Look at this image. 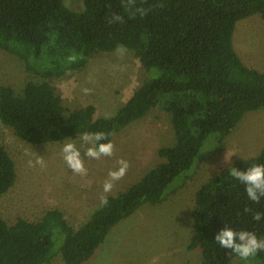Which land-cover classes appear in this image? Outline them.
<instances>
[{"label": "trees", "instance_id": "trees-1", "mask_svg": "<svg viewBox=\"0 0 264 264\" xmlns=\"http://www.w3.org/2000/svg\"><path fill=\"white\" fill-rule=\"evenodd\" d=\"M82 2V9L74 10L64 0H0V49L24 60L42 79L27 82L21 94L0 84V124L32 144L97 131L110 134L111 141L158 109L171 115L174 143L159 147L160 163L124 191L108 195V204L77 228L56 208L35 221L19 217L8 223L0 216V264H49L57 252L64 264L84 263L111 227L141 204L163 199L209 135H217L220 149L245 112L264 109V72L247 67L232 40L238 20L253 14L264 19V0H135L132 8L126 0ZM137 9L146 11L141 15ZM114 15L123 22L112 21ZM118 45L134 50L141 66L155 72L111 116L96 117L92 104L64 106L53 81L84 66L93 52H110ZM252 164H264V147L196 190L187 249L200 248L201 264H235L237 255L214 241L225 225L263 239L264 219L256 222L252 215L264 213V198L249 201L244 185L229 174L231 167L245 170ZM16 178L15 161L0 144V196ZM246 207L252 212L246 213ZM255 257L264 260V252Z\"/></svg>", "mask_w": 264, "mask_h": 264}, {"label": "rangeland", "instance_id": "rangeland-1", "mask_svg": "<svg viewBox=\"0 0 264 264\" xmlns=\"http://www.w3.org/2000/svg\"><path fill=\"white\" fill-rule=\"evenodd\" d=\"M64 3L74 10L83 7L82 0H64ZM232 40L242 62L264 72V19L253 14L238 20ZM126 49L123 54L117 48L93 52L84 66L55 79L53 84L62 104L72 109L92 104L96 117L113 115L155 72L143 68L135 51ZM41 80L24 60L0 49V84L9 85L16 94H21L27 82ZM84 88L91 89V93L84 94ZM80 136L32 144L20 140L11 128L0 124V144L14 159L17 170L14 185L0 196V216L4 220L13 223L21 217L35 221L47 210L56 208L77 228L101 205L102 195L124 191L163 160L157 153L159 147L174 143L171 115L152 109L114 134L111 157L90 159L82 151L88 173L81 176L67 167L62 153L67 142L79 147ZM216 139V134L205 139L193 164L167 187L163 199L155 204H141L111 227L104 241L82 264H201L200 248L187 249L193 232L191 210L195 192L220 170L237 160L256 156L264 147V109L245 112L223 139L220 149L216 147ZM38 157H43V166L35 163ZM121 158L130 167L122 179L114 182L112 191L105 194L103 182L109 179L108 172L118 167ZM59 243L60 239L56 240V247ZM254 257L245 262L237 256L234 263L264 264L263 259L256 261ZM49 264H64L59 252Z\"/></svg>", "mask_w": 264, "mask_h": 264}, {"label": "clouds", "instance_id": "clouds-1", "mask_svg": "<svg viewBox=\"0 0 264 264\" xmlns=\"http://www.w3.org/2000/svg\"><path fill=\"white\" fill-rule=\"evenodd\" d=\"M135 5V0H126V7L132 8ZM146 10L137 9L141 15ZM112 21L123 22V18L119 15H114ZM110 21V22H112ZM117 51L121 54L127 52L123 45L117 46ZM84 94H90L91 89H82ZM108 135L105 132H83L80 136L79 147L76 143L67 142L62 147L63 160L72 173L86 176L88 169L85 167V158H82L81 152L83 151L84 157L99 160L101 157H111L114 154V144L108 140ZM36 164L44 165L43 157H38L35 161ZM118 167L108 172L109 179L103 182V193H110L114 187V182L122 179L128 168L129 162L123 158L117 161ZM32 166V162L29 161ZM229 174L241 184L244 185L245 194L249 201L259 203L264 198V164H252L245 170H238L231 167ZM102 206L108 204L107 196L100 197ZM246 213L252 212L251 208L244 209ZM264 219V213L255 212L252 215V220L259 222ZM214 241L220 248L230 250L235 253L241 260L247 262L249 258L256 256L260 252H264V239L259 238L255 232L246 230H234L226 225L221 228L214 236Z\"/></svg>", "mask_w": 264, "mask_h": 264}]
</instances>
